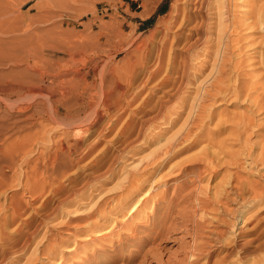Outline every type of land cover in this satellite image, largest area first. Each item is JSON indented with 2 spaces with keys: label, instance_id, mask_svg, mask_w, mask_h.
<instances>
[{
  "label": "rangeland",
  "instance_id": "1",
  "mask_svg": "<svg viewBox=\"0 0 264 264\" xmlns=\"http://www.w3.org/2000/svg\"><path fill=\"white\" fill-rule=\"evenodd\" d=\"M214 1L218 4L221 0ZM177 2L182 5L185 0H0V85L31 80L47 87L54 86L53 77L47 72L52 69L51 66H55L60 71L61 84L57 87L60 92L53 95L52 100L62 98L61 89L65 86L68 90L75 89L67 93L65 99L75 96L63 104L73 102L77 96H83L88 101L93 95L94 103L82 112L85 115L82 125L96 126V129L78 137L81 143L71 148L76 139L70 137L64 140L62 132L65 126H57V123L48 119L46 113L37 112L42 106L39 102L45 100L38 95L37 90L20 98L14 96L10 100L0 95V264H142L141 261L143 264H178V260H183L195 243L192 244L196 219L216 220L225 214L223 217L227 219L230 214V211L226 213L224 209H228L227 206L235 209L236 206L239 207L237 209L249 208V204L247 208L241 207L237 201L224 206L215 202L214 198L222 188L223 192L226 188L230 190V198L236 197L229 183L233 181L230 178L234 179L233 183L236 182L235 173L238 170L242 179L259 178L257 172L250 168L253 167V158H260L259 153L264 152V129L259 135L249 138L247 143L252 153L249 156L242 152L240 143L230 141L227 144L223 141V145L220 143L219 146L218 142L221 138L232 140L234 137L230 135V129L215 125V122H219L217 118L224 116L223 119H229L234 112L238 113L241 109L240 112L246 111L245 100H240L242 108L232 105L236 101L235 97H229L235 98L230 103L228 96L223 99L224 95L216 96V103L214 100L208 102L209 105L207 102L202 103L209 107H206L208 113L204 115L210 118L211 126L206 130L213 129L215 132L211 137H215L214 142L218 145L215 147L216 144L212 143V147L216 148L215 153L217 150L219 153L215 154L209 145L206 148L210 154L223 159L218 161L219 164L213 162V165L208 166L210 163L204 164L198 156L195 160L202 163L201 167L195 169L198 176L187 174L182 169L185 163L187 166L194 164L191 157L195 155L197 158V153L208 144L207 140H201L189 147L194 136L190 138L192 140H184L180 135L187 129V117L191 118L187 116L190 113V101L195 100V95L198 97L199 86L201 89L204 87L209 69L200 71L201 63L207 58L202 46L195 48L188 60V78L184 79L185 82L177 83L181 87L171 91L170 86L162 85L165 81L170 83L175 77L169 74L172 69L167 61L169 50H166L164 56L159 57L158 54L163 32L171 21ZM232 2L236 3H232L231 16L237 23L254 15L256 0ZM237 25H240L238 29L241 30L234 36L241 34L239 37L242 40L237 38L234 42L239 41L235 42L240 45L235 50L236 53L241 52L240 60L245 64L242 70L249 73L247 76L253 75L252 72L257 75L252 64L263 48L259 45L264 46V39L262 44L257 43L259 39L262 40L264 32L260 26L257 29V25L252 26L253 29L247 25ZM248 28L249 32L245 30ZM251 42L253 48L249 47L252 46L249 45ZM253 49L258 52H253ZM249 53L253 54V60ZM116 100L124 110L114 104ZM160 106L163 111L158 117ZM25 107L26 113L21 111ZM222 123L225 126L227 122L223 120ZM51 127L57 129L53 132V142L30 144L31 152L26 154V158L22 156L26 135L32 134V130ZM59 140L60 143H55ZM172 141L179 142L175 154L169 156L168 162L164 161L163 166L156 170L157 160L163 159L159 156L164 155L170 145H174ZM12 145H17L20 151L18 148L13 153ZM225 145L229 149L231 147L228 151L233 155L234 152L235 155L239 154V163H234L235 155L233 159L229 152L221 150L225 153L222 154L219 151L221 146L226 148ZM234 149H239L240 153ZM18 154L20 156H16ZM185 157L188 160L190 158V161ZM12 158L15 159L11 170L7 166ZM154 160L155 164L152 162ZM257 164V169L263 173L264 163L258 160ZM170 172L173 173L171 177ZM28 175L32 178L29 179ZM17 179L26 182V187L16 185ZM152 184L153 190H156L154 196L146 193ZM198 193L206 200V203L203 202L208 209H205V213H209L203 215L202 219L195 204ZM142 195L151 199L146 207L142 205L141 213H138L134 207L137 201L143 199ZM216 207L221 209L217 210ZM254 214L255 211L249 209L242 218L238 217L233 231L245 227L251 229L256 224L252 218ZM162 218L163 223L160 222ZM222 228L227 231V236H224L227 242L235 237L233 231L227 230L228 227ZM162 230L163 233L167 232L166 236H154ZM259 232L249 235V238L256 237ZM263 234L252 244L231 251L225 264H264ZM155 237L157 240L153 241ZM145 239L147 241L142 243ZM6 249L12 252L2 262V252Z\"/></svg>",
  "mask_w": 264,
  "mask_h": 264
},
{
  "label": "bare ground",
  "instance_id": "2",
  "mask_svg": "<svg viewBox=\"0 0 264 264\" xmlns=\"http://www.w3.org/2000/svg\"><path fill=\"white\" fill-rule=\"evenodd\" d=\"M211 1H214V0H210V1L209 0H185V2L182 5L178 4V2H177L174 5V12L172 13V16L170 17L171 21L166 26V31L163 32V36L161 38V43H160V47H159V53L160 54H158L159 57H160V55L164 56V54H166V50L167 49L169 50V53H168L169 56L167 55L169 60H167V61L169 62L168 64H170L172 66V69H170L169 74H174L175 77L173 79H171L172 81L170 80V83L167 84V81H165L164 83H162V85L164 84V86H170L171 89H169V90H171V91L172 90L177 91V90H175V88L177 87V89H179L181 87L180 85L177 86L178 81H180L182 83L184 81V79L185 78L187 79L189 76L188 72H187V65H188V60L190 58L191 52H193V50H195V48H198L201 46L204 48V53L206 55L207 60L205 59L201 63L200 71L205 72L207 69H209V71L207 73L208 75L205 76V78H206L205 82L204 83L202 82L204 84L203 85L204 87L201 89V85L199 86L201 90L199 89L200 92L198 94V97L195 95L194 96L195 98H193V99H195V100H193L194 104L192 101H190L191 105H190V108L188 111L190 113L187 114V116H189L191 118L187 117L186 121H188V122H185V124L188 123L187 126L185 125V127L187 129L185 130V132L183 131L184 133L182 132V134L180 135L181 139L184 138V140L193 138L192 136H194L193 140L190 139V140H192V142L189 144V147H193L194 145H196L201 140H207L208 141V144H206L205 147L203 146L204 148H202L201 152L197 153L198 154V155H196L197 158H195V155H194V157H191V158H193L191 161L194 164L189 165L187 163L188 164V166H187L185 163V167L184 166L182 167V165H181L183 171L187 172V174L193 173V174H195V176L197 175L195 169L197 167H201V164H202L199 161L198 162L196 161L198 159V156H199V159L201 158L200 159L201 161L202 160L204 161V164L208 165V163H210L208 166L213 165V164H211L213 162L217 163L219 160L221 161V158L223 159V157L218 159L219 156L217 158V157H215V155L210 154L206 148L207 145H209L208 147H212V145H213L212 143L216 144L215 145V147H216L218 145V143L214 142V141H216V140H214L215 137H211V136H213V133H215V132H213V129L212 130H206V128H210V126H211V125L209 126L210 118L208 116L206 117V115H204V114L208 113L206 111L209 109V107L205 106L206 104L203 105L202 103L207 102V104H208V102L211 103L210 101H212V100H214V103H216L215 99H216V96L218 97V95L219 96L224 95L223 99L227 98V96H228V98L229 97H235L236 101L235 102L233 101L234 103H232V105L235 106L236 108H242L243 107V105L241 103L242 99L247 102L246 109H245L246 111L240 112L242 110L241 109L238 113L234 112L235 114L234 113H233V115L231 114L232 118L228 119L227 117H225V119H228L227 121L225 119H223L224 116L222 118L220 117V119L217 118L218 119L217 121H219V122H215V125L217 127H219L218 124L221 125L222 127L220 126L219 128H222V129L223 128L230 129L231 130L230 132H232L230 135L233 134L232 137H234L233 139L231 137L232 140L227 139V137L229 136V134H228V136L225 137L227 140H225V139L221 140L222 138L220 140L217 139L219 142V146H220V143H222L221 145H223V141H225V143H227V144L230 143V141L233 142L234 144L240 143V145L242 146V152L247 153V155L248 154L252 155V153L250 151L251 147H249L250 149L248 148L247 142L250 141L249 138L252 135L257 136L262 131V129H264V46L262 44L264 36L262 34V36H263L262 40H260L258 38L260 40V41L258 40V42L255 40L257 43H260L262 41L261 42L262 46L259 44L258 45L260 47H263L262 49L259 50V52L257 51V49H255V51L253 49V52H256V51L258 52V56L256 57V60H253V58L251 56L252 53L251 54L249 53L251 59L253 61H255L252 64L254 66L253 67L251 66V67L257 71V73H258L257 75H256V73L254 74L251 71L253 75L247 76L249 73L247 72L248 73L247 74L245 71L242 70V68H244L245 64L243 61H241L242 57L239 56V53H241V52L236 53L237 51L235 50V49H238V47L235 48L236 46H240L238 44L236 45V43L237 42L239 43V41H237V42L235 41L236 43L234 42V40H237V38H239V39L241 38V37H239V36H241L240 33H238L240 35L234 36L235 33L237 34L238 30L239 31L241 30V29H238L240 25H237V24H241L242 26L247 25L252 29L254 28L252 26L257 25L256 28L260 26L259 28H261L264 32V3H263L264 0L263 1L262 0H256V7H255L256 10L254 12V15L253 16H251V15L247 16L244 20L241 21V23H237L236 20H234V18L231 16L232 15L231 11H233V10H231V8L233 9V7H232V3H234V2H232L233 0H221V1L219 0L220 2H218V4H216V1H214V2H211ZM260 1L262 3H260ZM247 2H248V0H247ZM233 14H234V12H233ZM250 28L245 29V30H248V32H249ZM254 30H256V29H254ZM245 33H246V31H245ZM253 36H254V34H253ZM235 37H236V39H235ZM250 38H252V37L250 36ZM245 39H246V37H245ZM253 39L254 38H252V40ZM241 40H242V38H241ZM252 42L249 44L252 46H249V47L253 48L254 44L257 45V43L253 42L254 43L253 44ZM241 43H243V42H241ZM246 46H248V45H246ZM237 57H239V59H237ZM240 58H241V60H240ZM244 61H246V60H244ZM248 61L251 62V60H248ZM247 62H245V63L247 64ZM50 68H52V69L49 70L47 73L53 77L54 86L49 85L47 87L45 85H40V84H38V82L36 83L34 81H31V80L30 81L21 80L18 82H11V83H7L5 85H0V95L5 97L6 99L10 100L14 96L20 98V97L26 95V93H28V92L31 94L30 91L37 90L38 95L40 94V96L45 98V100H42L41 102H39V105H42L43 107L41 106V108H40L41 110H38L37 112L43 111L44 113H46L48 115V119H50L51 121H54L55 123L58 124V125L56 124L57 126H61V125L65 126V129L63 128L64 131L62 132L64 140L66 138H70V137L75 138L76 140L74 139L75 141L73 144H71V148L74 146L76 147L77 145H79L81 143V138H78V137H82L81 135L83 133L90 132V131H92L93 128L96 127L94 125H90V126L89 125L88 126L82 125V122H84L83 120H84V116H85V115H83L82 112L87 107L92 106V104L94 103L93 102L94 96L93 95L90 96L88 98V101H85L83 96H77L73 102H70V103L66 102L65 104H63L65 100L68 101L73 96H75V95H73L70 98L68 97L69 99H65V98H67V93L73 92L75 90V89L68 90L65 86V88L63 87L65 89V91L63 90V88L61 89L62 90V93H61L62 98L56 99V100L54 98L52 100V96L55 95L57 92L58 93L60 92V89L58 88L59 89L58 90L57 87H60V84H61L60 80L61 79H59L60 71L59 70L57 71V67L54 66V68H55L54 69L51 66ZM25 70H26V67H25ZM130 76H129V78H130ZM162 82H163V80H162ZM92 87H93V85H92ZM92 87H90V88L92 89ZM199 87H197V88H199ZM197 88H196V90H197ZM222 96L220 97V99L222 98ZM235 98H231V99L233 100ZM231 99L229 98L230 103L232 101ZM86 100H87V98H86ZM195 101H196V104H195ZM225 101H226V99H225ZM246 102H244V103H246ZM111 103H112V101H111ZM114 104L117 107L121 106V108H122V105L120 104L119 101L116 100L114 102ZM108 106H110V105H108ZM26 107L22 108L21 111H25V113H26V109H27ZM206 107H208V109ZM191 108H193L192 111H190ZM13 109L16 110V108H13ZM44 109H46V110L44 111ZM122 110H124V108H122ZM237 110H239V109H237ZM162 111H163V108L160 106V108L157 111L158 117L161 116ZM230 111H232V110H230ZM222 112H224V111H222ZM260 115H262V116L260 117ZM86 116H88V115H86ZM157 116H154V117H157ZM220 116H221V114H220ZM211 117H212V115H211ZM62 120L64 122H62ZM223 120L225 122H227V123H225V126L222 125V124H224V123H222ZM90 124H92V123H90ZM215 125H213V126L216 127ZM55 129L56 128L51 127V128H40V129H37L36 131L32 130L33 133L31 132L32 134L26 135V138H25L26 140L23 139V141H26V143L23 142L26 145H24L22 143L24 145L22 150H21L22 156H24L26 158V154L29 153V151H30V149H29L30 144L31 145L32 144L35 145L38 143H45L46 144L47 142L52 141L53 140V132H55ZM174 138H176V137H174ZM228 140H229V142H226ZM176 141H177V139H176ZM173 142L174 141H172V143ZM182 142H184V141H182ZM18 143H19V141H18ZM55 143H60V140L55 142ZM178 143L174 142V145L169 144L170 146L169 145L168 146L170 148L165 147L166 151L164 152V155L159 156L163 159H161L160 161H158L156 159L157 160L156 170L160 169L161 166H163L164 161L168 162L167 159H169V156H172L173 154H175L176 151H174V150H175V148H177ZM263 144H262V146H264ZM225 146H227V145H225ZM249 146H251V145H249ZM252 146H254V145H252ZM13 147L14 146L12 145V148ZM16 147H17V145H15V147H14L15 149L13 148L11 150L15 151L16 149L19 148V147L18 148H16ZM185 147H187V146H185ZM223 147L224 146H221L219 151L224 150L225 153L229 152L230 154H232L231 151H228L231 149V147L229 149V147L227 146L228 147V148L226 147L227 150H225L226 148L225 147L223 148ZM212 148H211V150H212ZM217 149H218V147H217ZM11 150L9 149V151H11ZM18 150L20 151V148ZM214 150H216V148L215 149L213 148V151ZM234 150H236V149H234ZM234 150H233V152H234ZM238 150L239 149H237L236 151L238 152ZM262 150L264 151V147L262 148ZM215 152L216 151H214V153ZM222 152L223 151H221V153ZM237 152H236V154H237ZM260 152H262V151L260 150ZM13 153H16V151ZM64 153H65V151H64ZM217 153H219L218 150H217ZM217 153H215V154H217ZM225 153L223 152L222 154H225ZM238 153H240V152H238ZM262 153L264 154V152H262ZM262 153H259L260 158L259 157L258 158L251 157L254 159V161L251 164V165H253V167L250 168V170L252 169L255 173L257 172V175H259L258 179L254 180L252 178V180H251L249 177H247L249 179H247V178L242 179V178H240L241 173L238 170L239 172L236 171L237 173H235L236 174V178H235L236 182L233 183V181H234L233 178H230L233 180L232 183H229L230 180L228 181V183L230 185V189L233 191V193H235L236 197H234V199H233V197L230 198L231 197L230 193H229L230 190H228L226 188L227 186H229L227 182H226L227 186H225V184H224V186L226 188L225 191L224 192L221 191L223 188L220 189L219 191L221 192V194H220V192H218L219 196L217 195L216 197H214L215 202H217V203L219 202V204L221 203L224 206L229 205L230 202H232V201L233 202L237 201V204L240 205L241 207L244 206L247 208V204H249V208L237 209L239 207L236 206V209H235L233 206H231L235 209L234 210L233 208L231 209L230 206H227L228 209L226 207L224 208L226 210V213L230 211V214L227 215V219H225L226 217H223L226 214L223 216H220L219 218L216 215L217 216L216 218H218L216 220L215 219L213 220V218H212L211 220L208 219L209 221H206L207 219L205 218V216H204V218L206 219V220L204 219L205 221L196 219L194 221V224H193L194 225L193 229H195L194 230L195 233L194 232L193 233L195 234V237H194V241L192 242V244L194 242L195 243L193 244V246H191L192 248H190L189 254L188 255L185 254L186 257L183 260H180V259L178 260L179 261L178 264H225L227 262L228 258L231 256V251L238 249L239 246H240V248L243 245L246 247V246L252 244L256 239H258V238L260 239V236L264 233V227L262 226L264 224V184H263L264 183V172L262 173L261 172L262 170L257 169V165H258L257 163H258V160H261V162L264 163V155ZM19 154L16 156L21 155V154L20 155ZM201 155H202V157H200ZM234 155H235V152H234ZM234 155L233 154H232V156L230 155L231 157H233V159L236 156L234 163H239L238 161L241 160L240 158H237L238 157L237 155H239V154H237L235 156ZM64 156H66V155H64ZM80 158H82V157H80ZM187 158L185 157V159H187ZM207 158L210 160H207ZM14 159L12 158V160L9 162L10 165H8L7 168L12 170ZM233 159H231V161ZM156 160L152 161L153 164H155ZM188 161H190V158ZM194 161H196L197 163H195ZM224 161H222V162L225 163ZM177 162L179 163L180 161H177ZM226 163L228 164V161ZM231 163H232V165H234L233 162H231ZM190 164H191V162H190ZM218 164H219V162H218ZM218 164H216V165H218ZM151 165H152V163H151ZM173 165H175V164H173ZM221 166H223V164ZM240 166H241V164H240ZM169 167H170V165H169ZM214 167H217V166H214ZM177 168L179 169V167H177ZM204 169H206V167ZM217 169H218V167H217ZM206 171H207V169H206ZM171 173L172 172H170L169 175ZM25 174H26V172H25ZM171 175H170V177H171ZM33 176H35V175H33ZM164 176H163V178H164ZM201 176H202V174H201ZM211 176H213V175L211 174ZM242 177H243V175H242ZM28 178L31 179L32 176L28 175ZM165 178H166V176H165ZM132 179H133V177H132ZM38 180H39V178H38ZM143 183H145V181ZM17 184L20 186L22 185V186L26 187V182L22 183L21 179H17L16 185ZM153 189H154V187L152 184V186L149 188V190L146 193L147 194L149 193L150 196L153 195V192L156 191ZM35 190L37 191V189H35ZM159 190L160 189H158V191ZM146 193H145V195H146ZM248 193H249V195H248ZM155 194H156V192L154 193V195ZM206 195H208V193ZM206 195H203L204 198L207 197ZM195 197H196V202H197L195 204H196V208H197L199 217L203 218V215L209 214L207 212L205 213V209H207V207L205 208L206 205H204L203 202H205L206 200L204 201L202 196L201 197L199 196V193ZM211 197H212V195H211ZM142 198L143 199H141L140 201H137L138 203L134 207L135 212L141 213L142 205H145V207H146V204L149 202V199H151V198H148L145 196L143 197V195H142ZM207 199H208V197H207ZM210 199H209V201H210ZM212 199H213V197H212ZM211 201H213V200H211ZM209 203H208V205H209ZM251 203H252V206H251ZM19 205H20V202H19ZM215 205H217V204H215ZM221 207H220V209H221ZM16 209H17V205L15 207V210ZM181 209H183V208H181ZM215 209L220 210L217 207ZM249 209H251L252 211H255V214L252 215V218L254 220H256V224H254V226H252L251 229H249V228L245 229L246 228L245 227L243 229L242 228L238 229L239 231L235 230V232H234L233 229L235 228V226H237L235 223V220H238L239 219L238 217H240V216L242 218L243 215L245 214V212L246 211L248 212ZM194 210H196V209H194ZM211 210H213V209H211ZM131 211H132V208H131ZM214 211H216V210H214ZM181 212H183V211H181ZM221 213H222V211H221ZM252 213H254V212H252ZM186 214L188 215L190 213H186ZM210 216L212 217V215H210ZM228 216H230L229 220H228ZM199 217H197V218L199 219ZM213 217H214V215H213ZM221 217H223V218H221ZM192 218H194V217H192ZM207 218H210V217L207 216ZM230 218H231V220H230ZM162 221L164 222L163 218L160 220V222L163 223ZM165 223H166V221H165ZM160 224H159V226H160ZM223 226L228 227L227 230L233 231V235L235 236L234 238L232 237V240H230L231 238L230 239L228 238L230 240V241L228 240V242L224 239L225 238L224 236L226 235L227 231H226V229L222 228ZM166 229L167 228H165V230ZM258 229H260V230H258ZM163 231L164 230L158 231L157 234H155L154 236H156L158 234H159V236H163L164 234L166 236L167 232L165 231L163 233ZM257 231H260V232L258 233V235L256 237L252 236L251 238H249V235H251V234L255 235ZM231 235H232V233H231ZM156 237L153 241L157 240ZM160 239H163V238H160ZM144 241H147V239L143 240L142 243H144ZM152 243H153V245H156V244H154L156 242H152ZM158 244L159 243H157L156 246L159 247L160 245H158ZM152 248H153V246H152ZM155 249H157V248H155ZM10 250H11V248H10ZM10 252H12V251H9V249L3 250L2 262L7 260V257H8L7 254ZM145 260L147 261L146 258H144V261ZM202 260H204V261L201 263ZM141 263L143 264L142 261H141Z\"/></svg>",
  "mask_w": 264,
  "mask_h": 264
}]
</instances>
